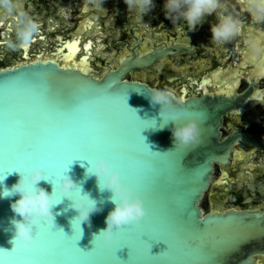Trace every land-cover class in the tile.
<instances>
[{"label": "water", "instance_id": "1", "mask_svg": "<svg viewBox=\"0 0 264 264\" xmlns=\"http://www.w3.org/2000/svg\"><path fill=\"white\" fill-rule=\"evenodd\" d=\"M232 3L247 7L240 0H221L220 6L229 8L227 4ZM234 9L236 14L244 10L242 7ZM154 25L158 27L159 23L153 22ZM259 25L261 31L253 24V38L262 45L264 23ZM79 44L69 45L70 52L63 64L52 59H37L0 69V75L5 77L47 71L46 79L53 87L52 92L42 94L37 80L35 85H21L11 97L0 89V264H253L257 256L264 255V211L236 207L205 210L202 207L215 165L228 164L237 143L245 147L264 143V132L258 130L252 133L234 128L227 136L222 135L225 116L245 103L248 92L228 93L234 89L231 87L227 93L213 90L189 95L188 89L183 88L178 95L171 90L175 97L173 106L163 107L151 101V92L159 88L131 74L153 67L164 56L172 54L175 47L184 49L182 44L142 52L132 47V53L123 56L116 68L100 74L91 72V62L87 59L75 62V66L67 65L75 60L81 49ZM91 47L92 42L88 44V50ZM236 50L233 53L238 52ZM242 55L239 54V61L245 65L247 53ZM200 64L195 69L190 63L180 66L163 61L158 71L140 77L178 89L167 82V76L172 71L182 75L194 71L193 76H199L204 69ZM222 75L223 72H218L216 80L211 78L209 82L218 81ZM82 86L92 90V98H100L90 112L70 117L53 113L50 121L43 118V112L51 109L69 111L79 102L74 96L82 92ZM203 89L208 90L207 86ZM114 91L119 93L107 96ZM6 112L10 118L23 122L24 132L33 143L30 158L21 156L13 160L5 156L3 127ZM190 120H196L200 126L198 143L175 146L172 129ZM43 126L48 127L50 144L39 142L44 137ZM89 135L97 136L98 140L92 142ZM97 157L121 170L122 183L138 186L134 194L141 196L148 211L139 228L125 227L124 231L117 232L111 249L99 247V240L93 235L107 227L106 217L114 208L109 200L111 192L100 191L96 178L87 173L89 162ZM37 167L45 171L49 181H41V187L49 192L56 188V200H63L53 209L55 220L51 225L54 231L45 227L38 238L45 247L70 251L56 258L23 259L20 258L23 254L16 252L15 230L10 223L14 216L11 203L19 197L2 194L6 187L10 189L17 183L20 174H27ZM66 172L102 208L91 216L90 227L82 225V232L72 223L78 214L71 209L72 202L63 198L58 190L59 180ZM215 194L213 191L209 196L210 201H214ZM72 198L79 197L74 192ZM167 231L174 232L178 239L188 238L193 247L169 255L168 244L172 241ZM138 240L151 244L149 259L135 257ZM81 250L86 254L81 255Z\"/></svg>", "mask_w": 264, "mask_h": 264}, {"label": "flooded vegetation", "instance_id": "2", "mask_svg": "<svg viewBox=\"0 0 264 264\" xmlns=\"http://www.w3.org/2000/svg\"><path fill=\"white\" fill-rule=\"evenodd\" d=\"M165 3L166 0H153L155 7L139 16L129 10L125 0H104L100 8L90 0H16L17 11L13 14L0 8V69L37 59H52L63 64L70 52L69 45L80 42L79 53L67 65L75 66V62L87 59L91 62V72L100 74L106 69L116 68L123 56L132 53V47L142 52L182 44L184 49L175 47L172 54L164 56L153 67L134 72L131 76L159 89L176 91L178 95L183 88L188 89L189 95L213 90L227 93L231 87L234 89L228 93L246 90L245 103L225 116L222 135L227 136L234 128L252 133L255 130L264 132V65L261 63L264 58H257L254 63L247 44L249 39H254L253 29L257 27V31H261L259 24L264 22L253 20L247 7L232 3L227 4L229 8L220 6L219 10L206 15L192 30L183 17L175 22L170 20L166 16ZM234 7L244 8L243 13H234ZM21 11L39 24V30L26 48L19 46L16 34L17 16ZM223 13L235 15L243 31L230 41L214 42L211 29ZM153 22L159 26H153ZM142 28H145L143 32H139ZM261 36L264 37V33ZM90 42L92 47L88 50ZM234 50L238 52L233 53ZM245 53L244 65L239 61V54ZM163 61L180 66L190 63L195 69L201 62L204 69L199 76H193L194 71L185 75L172 71L167 82L178 89L140 77L141 74L158 71ZM220 71L223 72L221 78L209 82L211 78L216 80L215 75ZM205 86L207 91L203 89ZM213 191L216 194L212 202L209 196ZM202 207L205 210L236 207L264 211V143L249 147L237 143L230 162L215 165L213 180ZM253 264H264V255L257 256Z\"/></svg>", "mask_w": 264, "mask_h": 264}, {"label": "clouds", "instance_id": "3", "mask_svg": "<svg viewBox=\"0 0 264 264\" xmlns=\"http://www.w3.org/2000/svg\"><path fill=\"white\" fill-rule=\"evenodd\" d=\"M97 8H100L104 0H90ZM129 10L135 11L139 16H144L155 5L153 0H125ZM221 0H166V16L175 22L183 17L192 30L202 21L206 15H211L220 7ZM0 8L6 10L8 14L17 11L16 0H0ZM247 11L257 22H264V0H248ZM39 30V24L26 12H19L17 16L16 34L20 47L28 45L33 39V35ZM242 25L240 20L233 14L221 15L219 22L213 25L211 31L214 42H227L241 34ZM248 48L252 57L264 58V45L256 39L247 41ZM175 99L170 89H157L151 92V101L161 104L163 107L171 108L172 101ZM174 145L189 146L198 143L200 136V126L196 120L174 127L172 129ZM87 173L94 176L100 191H109L110 202L114 208L108 213L105 223L107 227L101 229L99 233H94V239L110 245L116 235L117 230L123 229L130 224H139L147 215L143 200L135 195V189L128 184L122 183L119 170L114 169L110 162L102 157H97L89 162ZM68 172V171H67ZM67 172L60 178L58 184L59 193L63 198H68L72 203L71 209L78 214L73 218L82 232V225L91 226V216L102 211L98 207V202L90 193L83 190ZM41 181L49 182L45 171L39 167L31 170L27 174H20L17 183L11 188H5L4 197L18 196L11 203L14 213L10 223L14 227V241H19L25 245L35 243V233L45 221L54 223L55 217L53 209L63 200L57 201L54 192L56 188L49 192L41 187ZM53 186V185H52ZM7 195H4V193ZM79 198L73 199V193ZM63 230V229H62ZM187 244L185 239H177L176 246L184 247Z\"/></svg>", "mask_w": 264, "mask_h": 264}, {"label": "snow or ice", "instance_id": "4", "mask_svg": "<svg viewBox=\"0 0 264 264\" xmlns=\"http://www.w3.org/2000/svg\"><path fill=\"white\" fill-rule=\"evenodd\" d=\"M240 2L246 5L248 4V0H240ZM24 47L26 48L27 45H25ZM252 59H253V62L255 63V58H252ZM261 63L262 65H264V61H262ZM47 73L48 72L46 71L44 73L20 74V75H11L7 77L0 75V89L3 90L4 94L7 97H11V96H15L17 90L21 87V85H25V84L35 85L36 81L38 80L39 81L38 86L42 89V94L46 95L53 91L52 85L46 79ZM82 88H83L82 92H79L74 96V98L79 102L74 104L69 111H64L62 109H51L49 111L43 112L42 114L43 118L45 120L50 121L52 119L53 113L56 116L70 117L76 114H86L90 112L92 105L100 98H92V90L88 88L87 86H82ZM118 93L119 91H114L107 96H115ZM5 117H6L5 124L3 127V152L5 156L13 160L18 159L21 156L25 158H30L33 152V143L27 137L26 133L24 132L23 122L16 118H10L7 112L5 113ZM42 131L44 133V137H42L39 142L41 144H50L51 141L47 139L48 127L43 126ZM89 139L92 142H96L98 140V137L95 135H89ZM49 167H52V165H49ZM117 170H119L121 174V170L120 169H117ZM5 179H6V176L4 180ZM125 184L131 185L135 189V192L138 191V186H135L129 183H125ZM4 195H7V193L5 192ZM137 196L141 198L140 195H137ZM147 215H148V211H147ZM143 219L141 220L139 224H130L126 227L130 230L137 229L142 224ZM45 227H47L49 231H54V228L52 227L50 223L42 221L40 228L38 229V231L35 233V236H34L35 243L32 245H25V244L20 243L19 241H15L16 252L18 254H23V256L20 258H23V259L56 258L57 256H63L69 253L70 251L69 249L65 248V249L54 250L52 248L45 247L41 243L40 239L38 238L39 232L41 229ZM124 230L125 228L117 230V232L124 231ZM166 234L172 241L170 244H168L169 255H172L175 253H182L193 247V245L191 244L188 238H183L187 240V244L184 247H177L176 240L178 238L176 234L172 231H167ZM114 239L110 245H106L103 242L99 241V247L104 248V249H111L114 244ZM150 248H151V244L143 240H138L135 245V257L137 259H145V260L149 259L152 256L150 254ZM80 254L85 255L86 253L83 250H81ZM4 255L5 257H7L8 253L5 252Z\"/></svg>", "mask_w": 264, "mask_h": 264}]
</instances>
